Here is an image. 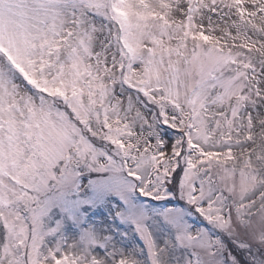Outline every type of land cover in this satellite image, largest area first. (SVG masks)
I'll use <instances>...</instances> for the list:
<instances>
[{"label":"snow or ice","instance_id":"obj_1","mask_svg":"<svg viewBox=\"0 0 264 264\" xmlns=\"http://www.w3.org/2000/svg\"><path fill=\"white\" fill-rule=\"evenodd\" d=\"M0 264H264V0H0Z\"/></svg>","mask_w":264,"mask_h":264}]
</instances>
